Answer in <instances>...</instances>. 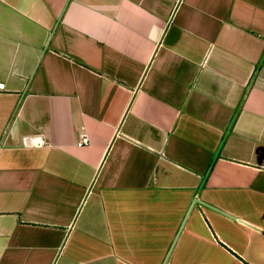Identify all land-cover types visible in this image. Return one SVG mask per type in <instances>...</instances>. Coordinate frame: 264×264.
Listing matches in <instances>:
<instances>
[{
  "label": "crops",
  "instance_id": "0c3cea01",
  "mask_svg": "<svg viewBox=\"0 0 264 264\" xmlns=\"http://www.w3.org/2000/svg\"><path fill=\"white\" fill-rule=\"evenodd\" d=\"M0 84V264H264V0H0Z\"/></svg>",
  "mask_w": 264,
  "mask_h": 264
},
{
  "label": "built area",
  "instance_id": "2783aa9c",
  "mask_svg": "<svg viewBox=\"0 0 264 264\" xmlns=\"http://www.w3.org/2000/svg\"><path fill=\"white\" fill-rule=\"evenodd\" d=\"M0 90H4V84H0ZM88 143V138L84 135L82 136L80 142L78 143V146H84Z\"/></svg>",
  "mask_w": 264,
  "mask_h": 264
}]
</instances>
